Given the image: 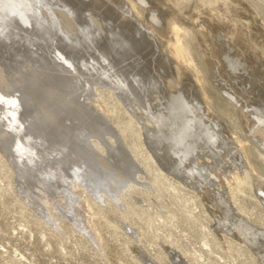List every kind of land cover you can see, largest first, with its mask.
<instances>
[{
  "label": "rangeland",
  "instance_id": "rangeland-1",
  "mask_svg": "<svg viewBox=\"0 0 264 264\" xmlns=\"http://www.w3.org/2000/svg\"><path fill=\"white\" fill-rule=\"evenodd\" d=\"M263 162L264 0H0V264H264Z\"/></svg>",
  "mask_w": 264,
  "mask_h": 264
},
{
  "label": "bare ground",
  "instance_id": "bare-ground-1",
  "mask_svg": "<svg viewBox=\"0 0 264 264\" xmlns=\"http://www.w3.org/2000/svg\"><path fill=\"white\" fill-rule=\"evenodd\" d=\"M197 3H198V2H197ZM183 5H184V4H183ZM193 5H194V4H193ZM211 8H212V7H211ZM215 8H216V7H215ZM35 10H36V9H35ZM130 12H131V11H130ZM154 16H155V15H154ZM156 21H157V20H156ZM175 22H176V21H175ZM170 24H171V23H170ZM173 25H174V24H173ZM171 26H172V25H171ZM172 27H173V26H172ZM172 29H173V28H172ZM179 29H180V28H179ZM179 29L177 28L176 31H177V34H178L179 39H180L181 37L183 38V36L185 35V32H184V31H181V29H180V30H179ZM41 34H42V32H41ZM41 34H40V35H41ZM257 34H258V33H257ZM175 36H176V34H175ZM175 49H176V48H175ZM179 49H181V45L179 46ZM176 50H177V49H176ZM53 52H54V51H53ZM245 52H246V51H245ZM34 53H35V51H34ZM30 54H31V53H30ZM32 54H33V53H32ZM32 54H31V57H32ZM35 54H36V53H35ZM35 54H34V55H35ZM66 57H67V56H66ZM27 61H28V60H27ZM47 66H48V65H47ZM54 66H56V65H54ZM59 66H61V65H59ZM111 67H112V66H111ZM19 68H20V67H19ZM42 68H43V67H42ZM42 68H41V69L39 68L40 70L37 69V70L39 71V73H40V71L42 72V70H43ZM20 69H21V68H20ZM20 69H19V70H20ZM44 69H45V68H44ZM47 69H48V67H47ZM18 72H19V71H18ZM138 73H139V72H138ZM96 74H97V73H96ZM18 75H19V74H18ZM37 75H38V74H37ZM37 75H36V76H37ZM6 76H7V75H6ZM34 76H35V75H34ZM93 76H94V75H93ZM19 78H20V77H19ZM34 78H35V77H34ZM36 78H37V77H36ZM93 79H94V78H93ZM99 79H100V78H99ZM131 79H132V78H131ZM25 80H26V79H25ZM73 80H74V79H73ZM95 80H96V78H95ZM95 80H94V81H95ZM91 81H92V80H91ZM131 81H132V80H131ZM31 82H32V84L34 85V87L37 86V81L34 80L33 77L31 78ZM120 82H121V81H120ZM122 82H123V81H122ZM122 82H121V83H122ZM132 82H133V81H132ZM29 83H30V82H29ZM81 83H82V82H81ZM133 83H134V82H133ZM21 86H22V85H21ZM29 86H30V85H29ZM66 86H67V85H66ZM87 86H88V85H87ZM16 88H18V86H17ZM129 90H130V89H129ZM37 91H38V89H37ZM79 91H80V90H79ZM77 92H78V91H77ZM4 94H5V93H4ZM54 94H55V93H54ZM73 95H74V94H73ZM26 96H27V95H26ZM128 96H129V95H128ZM144 96H145V95H144ZM47 97H49V96H47ZM47 97H45V98H47ZM68 98H69V97H68ZM27 99H28V98H27ZM145 99H146V98H145ZM11 100H12V99H11ZM43 100H44V99H43ZM142 100H143V99H142ZM9 102H10V101H9ZM12 102H13V101H12ZM14 102H15V101H14ZM42 102H43V101H42ZM50 102H51V101H50ZM65 102H67V101H65ZM68 102H69V101H68ZM10 103H11V102H10ZM7 104H9V103H7ZM61 104H62V103H61ZM71 104H72V103H71ZM11 105H13V104H11ZM14 105H15V103H14ZM66 105H67V103H66ZM68 106H69V105H68ZM11 107H12V106H11ZM16 107H17V106H16ZM11 109H12V108H11ZM25 109H26V108H25ZM67 109H68V108H67ZM13 110H14V108H13ZM14 111H15V110H14ZM54 111H55V110H54ZM39 112H40V111H39ZM72 112H73V111H72ZM74 112H75V111H74ZM76 112H77V111H76ZM19 113H20V112H19ZM44 115H45V114H44ZM60 117H61V116H60ZM75 117H76V116H75ZM163 117H164V116H163ZM32 118H33V117H32ZM80 118H81V117H79L78 119H80ZM161 118H162V117H161ZM16 119H17V118H16ZM70 119H72V118H70ZM68 120H69V119H68ZM74 120H75V118H74ZM157 120H158V119H157ZM159 120H160V118H159ZM161 120H162V119H161ZM16 121H17V120H16ZM18 121H19V120H18ZM23 121H24V120H23ZM70 121H71V120H70ZM72 121H73V120H72ZM72 121H71V122H72ZM28 122H29V121H28ZM75 122H76V120H75ZM77 122H79V121H77ZM161 122H162V121H161ZM23 123H24V122H23ZM36 124H37V123H36ZM80 124H81V123H80ZM30 125H31V124H30ZM168 125H169V124H168ZM20 126H21V125H20ZM65 126H66V125H65ZM22 128H23V127H22ZM35 129H36V128H35ZM68 129H70V128H68ZM28 130H29V129H28ZM79 130H80V129H79ZM2 131H3V130H2ZM31 132H32V131H31ZM34 132H35V131H34ZM72 132L74 133V130H73ZM75 132H76V130H75ZM83 132H84V131H83ZM73 133H72V134H73ZM78 133H79V132H78ZM188 133H189V131H188ZM43 134H44V133H43ZM81 134H82V133H81ZM189 134H190V133H189ZM84 135H85V134H84ZM59 136H60V135H59ZM87 136H88V134L86 135V137H87ZM89 136H90V135H89ZM181 136H182V135H181ZM57 137H58V136H57ZM79 137H80V136H79ZM156 137H157V135H156ZM182 137H183V136H182ZM185 137H186V136H185ZM188 137H189V136H188ZM176 138H177V137H176ZM56 139H57V138H56ZM76 139H77V138H76ZM76 139H75V141H76ZM87 139H88V138H87ZM87 139H86V140H87ZM77 140H78V139H77ZM176 140H177V139H176ZM78 141H79V140H78ZM172 141H173V140H172ZM178 141H180V138H179ZM76 142H77V141H76ZM19 143H20V142H19ZM23 143H24V142H23ZM79 143H81V142H79ZM174 143H176V142L174 141ZM86 144H87V143H86ZM170 144H172V142H171ZM172 145H173V144H172ZM75 147H76V146H75ZM75 147H74V148H75ZM86 147H87V146H86ZM86 147H85V148H86ZM173 147H174V146H173ZM174 148L177 149V151H178V148H176V147H174ZM79 149H80V147H79ZM79 149H78V150H79ZM87 149H88V148H87ZM175 149H174V150H175ZM66 150H67V149H66ZM169 150H170V149H169ZM61 151H62V149H61ZM61 151H60V152H61ZM80 151H81V150H80ZM170 151H171V150H170ZM172 153H173V152H172ZM175 153H176V152H175ZM85 154H86V153H85ZM89 154H90V153H89ZM173 154H174V153H173ZM79 155H81V154H79ZM83 155H84V154H83ZM64 156H65V154H64ZM76 156H77V155H76ZM58 158H59V157H58ZM58 158H57V159H58ZM63 159H64V158H63ZM75 159H76V158H75ZM73 161H74V159H73ZM125 161H126V160H125ZM71 162H72V161H71ZM71 162H70V163H71ZM263 163H264V162H263ZM127 167H128V166H127ZM130 168H131V166H130ZM131 169H132V168H131ZM126 170H127V169H126ZM131 171H132V170H131ZM100 172H101V171H99V173H100ZM105 172H106V171H105ZM129 172H130V171H129ZM97 173H98V172H97ZM99 173H98V175H99ZM134 173H135V172H134ZM100 174L102 175V173H100ZM104 174H105V173H104ZM126 174H127V173H126ZM130 174H131V173H130ZM98 175H97V176H98ZM128 176H129V174H128ZM130 177H131V176H130ZM95 178H96V177H95ZM104 179H105V178H104ZM92 180H93V179H92ZM95 180H96V179H95ZM99 180H100V179H99ZM94 182H95V181H94ZM98 182H99V181H98ZM96 185H97V184H96ZM260 237H261V236H260ZM258 238H259V237H258ZM258 238H257V240H258ZM254 240H255V239H254Z\"/></svg>",
  "mask_w": 264,
  "mask_h": 264
}]
</instances>
